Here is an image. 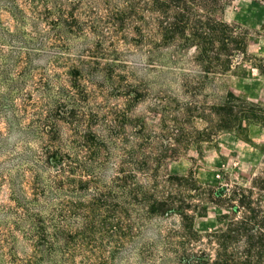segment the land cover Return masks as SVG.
<instances>
[{
    "label": "trees",
    "instance_id": "trees-1",
    "mask_svg": "<svg viewBox=\"0 0 264 264\" xmlns=\"http://www.w3.org/2000/svg\"><path fill=\"white\" fill-rule=\"evenodd\" d=\"M229 1L17 0L18 13L30 18L32 42L56 57L35 76L39 97L55 88L60 96L59 106L49 102L38 119L29 181L38 194L46 167L48 187L63 195L34 244L51 240L75 264H107L111 250L99 253L98 244L106 238L116 248L127 243L128 264H264V162L244 184L229 175L204 183L193 171L163 169L193 137L210 140L246 121L264 126V109L227 91L207 114H194L200 106L192 100L193 74L184 72L185 100L162 119L164 96L151 99L136 72L138 64L177 68L192 47L201 72L195 77L217 72L215 60L220 73L230 70L248 37L224 19ZM147 99L155 121L139 110ZM199 121L204 129L191 124ZM102 133L120 139L118 151L105 147ZM211 207L222 212L212 227L199 228Z\"/></svg>",
    "mask_w": 264,
    "mask_h": 264
},
{
    "label": "rangeland",
    "instance_id": "rangeland-1",
    "mask_svg": "<svg viewBox=\"0 0 264 264\" xmlns=\"http://www.w3.org/2000/svg\"><path fill=\"white\" fill-rule=\"evenodd\" d=\"M17 3V0H0V264H75L74 256L64 257L51 240L43 239L34 244L32 239L36 231L41 232L47 225V217L50 218L51 210L63 195L48 187L46 167L41 172L38 194H33L29 181L40 143L38 119L46 116L44 110L49 102L59 106L56 101L60 96L55 88L39 97L42 88L34 84L35 76H39L37 73L46 62L56 57L51 59L49 51H45L48 49L39 50L32 42L30 18L18 13ZM26 10L28 12V7ZM15 12L18 22L12 15ZM224 19L239 26L248 37L246 51L236 55L232 67L225 73H220L222 61L215 60L210 66L217 72L209 73L208 78L195 77L194 74L200 72V67L192 62L195 47L185 56L189 61L179 63L177 68L138 64L136 72L147 83L151 99L156 93L164 96L166 111L162 119L167 118L172 106L185 100L181 86L184 72L193 74L192 84L197 95L192 100L200 106L199 111H192L194 114H207L212 104L222 103L227 91L264 109V3L230 0ZM79 42L76 39L72 45ZM62 61L64 59L59 60ZM38 98L39 104L36 103ZM151 105L152 101L147 99L139 110L155 121L147 109ZM191 124L200 129L206 127L203 121ZM101 135L100 141L105 147L118 151L121 141L116 135L108 139ZM182 146L187 149L165 159V171L179 175L193 171L200 181L210 184L224 182V176L229 175L234 182L244 184L264 162V126L246 121L241 128L223 130L210 140L193 137L189 142H182ZM221 212L211 207L208 216L198 219L197 226L209 229ZM109 239L98 243L99 253L111 250L107 264L130 263L127 243L116 248L109 244ZM39 243L43 247H37ZM132 260L136 261L134 257Z\"/></svg>",
    "mask_w": 264,
    "mask_h": 264
}]
</instances>
